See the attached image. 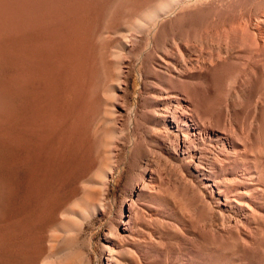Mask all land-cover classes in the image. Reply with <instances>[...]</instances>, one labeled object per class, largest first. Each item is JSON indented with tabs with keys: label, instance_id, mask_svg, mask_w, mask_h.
Here are the masks:
<instances>
[{
	"label": "bare ground",
	"instance_id": "bare-ground-1",
	"mask_svg": "<svg viewBox=\"0 0 264 264\" xmlns=\"http://www.w3.org/2000/svg\"><path fill=\"white\" fill-rule=\"evenodd\" d=\"M68 1L0 0V150L19 166L24 149L31 168L15 223L50 180L72 176L84 203L57 206L18 264H264V0ZM118 2L119 27H101ZM68 4L95 9L94 27L58 19ZM114 31L116 48L99 40ZM133 53L141 112L128 109ZM97 215L94 260L74 236Z\"/></svg>",
	"mask_w": 264,
	"mask_h": 264
},
{
	"label": "rangeland",
	"instance_id": "rangeland-1",
	"mask_svg": "<svg viewBox=\"0 0 264 264\" xmlns=\"http://www.w3.org/2000/svg\"><path fill=\"white\" fill-rule=\"evenodd\" d=\"M71 1L73 0L68 2ZM89 1L91 3L92 0ZM64 2H67V0H64ZM116 4L114 3V6L109 8L113 10V12L111 11L112 13L109 12L110 10H106L101 14V27H119L120 23L115 19V12L119 9L118 7L120 6L118 5L120 4L119 2L117 5ZM73 5L74 4L63 5L59 8L60 16H57V18L60 19L62 16V19H75L77 23H75L73 27H94L93 19H95L96 16L95 9L90 6H85L83 8ZM70 15L72 17H70ZM50 27H56V22H53ZM107 35L109 34L104 33L100 39H98L107 42V44L113 48L120 45L121 36L118 31L111 33L110 37H107ZM130 55L132 61L130 63L131 76L127 93L129 97L128 109L137 107L138 112H141L144 106V86L137 68L135 67V53ZM123 118L127 122V114H125ZM124 133L126 135L127 131L124 130ZM125 154L126 149H123L122 156ZM25 155L24 149L21 150L20 156L22 157V161L18 166L16 150L11 146L0 150V264H18L19 253L22 252V254H24L31 251L36 245V241H39L43 235L53 233V226L58 223V221L54 219L57 206L59 207L61 205L63 208L65 206L72 209H80L84 205L82 201L83 193H77L75 195L70 193L69 186L72 183V176L66 177L61 182L57 179L54 181L50 180L51 182L48 180L49 182L44 186V190L40 197L39 213L34 215L31 211H27L21 222L22 229L19 230L15 223L14 215L16 203L19 200L29 202L30 204L31 201V168L25 159ZM74 170H77V168ZM127 175L128 169L126 163H124L116 170L113 180L111 181L110 189L112 194L110 195V200L114 198L116 201H119L123 197L126 189ZM116 205L118 204L116 203ZM107 222L108 219L106 216L97 215L88 218L84 222L82 230L74 236L75 248L81 253L91 254L95 260L96 256L100 255L102 251L99 240L107 229ZM25 264H28L27 261ZM249 264L255 263L250 262Z\"/></svg>",
	"mask_w": 264,
	"mask_h": 264
}]
</instances>
